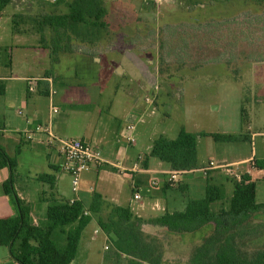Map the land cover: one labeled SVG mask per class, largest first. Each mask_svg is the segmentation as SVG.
<instances>
[{
  "label": "crops",
  "instance_id": "0c3cea01",
  "mask_svg": "<svg viewBox=\"0 0 264 264\" xmlns=\"http://www.w3.org/2000/svg\"><path fill=\"white\" fill-rule=\"evenodd\" d=\"M73 1L10 0L0 15V81L5 87L4 92L0 94V146L17 162L14 173L15 189L19 197L30 206L31 218L35 226L46 225L49 206L63 201L83 202L86 212L92 216L91 222L94 221L97 225L94 235L103 231L106 236L103 252H100L98 243H95L96 237L90 238L86 235L89 224L82 233L78 253L72 264H149L118 251L110 240L111 235L103 229V224L110 223L111 216L117 208L130 210L136 228L151 238L157 239L163 245L162 260L159 264H173L178 260L191 264L196 250L213 233L214 226L209 224L194 233L178 234L170 232L165 227L154 225L150 221L166 212L184 211L187 203L180 200L173 191L190 189L191 184L185 182L183 178L186 175H183L179 184L169 185L167 175L173 170L168 164L148 157L154 141L159 136L151 139V144L145 151L140 149L145 146L144 141L136 140L137 125L145 122L146 114V110L142 109V104L139 102V91H145L148 88V80H140L135 89L131 87L128 92H123L122 98L117 87L104 111L96 107L98 100L104 95L103 89L101 92H89L86 91L88 87L83 85L79 88L84 89L79 90L76 86L64 83L63 74L56 72L58 65H54L50 49L53 33L49 28L41 33L36 20L40 15L68 14L69 5ZM102 1L107 9L108 27L98 40L91 44L85 42L82 45L85 47V53H94L93 63L96 64L92 63L93 65L109 68L110 73L106 75V78L97 75V81L125 77L131 81L135 79L131 76L134 70L126 69L123 63L126 62L129 68H135L136 72L143 68V65L148 63V44L141 39L138 42L132 39L129 41L122 39V43L112 41V35L117 34V28L120 27L114 28L111 20L117 19V13L119 15L125 13L120 5L131 0ZM54 2H59V5L53 4ZM25 17L31 21H21ZM10 23L12 28L8 27ZM132 27L120 28L119 33L126 38L129 34L142 30L138 26ZM29 36L38 38L39 41L36 39L30 42ZM42 37L44 41L41 40ZM31 49H33L32 52H30ZM62 55L64 57L68 54L60 55L59 61L56 62L60 63L59 65L64 59ZM38 61L43 64L45 61L51 62V65L44 73L35 76L29 72ZM21 68L27 69L28 72L14 75L16 71L21 72ZM40 77H52L56 79L57 85L64 88L61 94L56 89L57 98L56 96L53 98L54 106L58 108L56 114L51 115L52 103L47 82L40 83L36 92L28 91L27 80ZM157 97L158 94L156 99ZM156 99L154 104H157ZM147 100V104H153ZM62 104L71 109H80L66 112L61 107ZM82 107L84 109H81ZM49 123L52 125L54 134L61 138H66V132H68L62 129L72 127L74 124L78 129V139L95 145L102 153L103 165L92 166L85 171L87 174L82 179L83 187L81 189L79 187L75 196L65 197L61 187L62 177L66 174L62 170L63 156L55 145L49 144V137L45 133L36 131L39 125L46 127ZM131 125L134 126L133 132L129 130ZM129 135L133 136L134 143L127 140ZM142 136L143 134L140 137ZM140 156L146 159L143 170L135 169ZM255 159L257 160L256 157H249L229 162V164L247 165L246 173L257 183L259 179L264 178V170L257 168ZM204 168H198L194 172L202 171ZM205 174L222 191L221 201L212 205L213 211L227 208L237 181L232 177H222L217 171ZM10 176L11 170L8 167L0 169V218L16 216V210L3 190V185ZM23 179L37 183L39 187L37 186L35 190L29 188L21 183ZM152 182H156L157 185H153ZM45 185L49 186L48 192ZM194 187L195 183L192 184V188ZM136 192L141 196L139 200L134 198ZM95 194L100 195L101 199L97 206L98 211L92 213L90 210ZM33 196H37L38 199L33 200ZM253 218L256 226L264 224V213H256ZM52 238L62 245L67 241L66 234L60 230L53 231ZM256 240L258 239L254 238L249 242L254 243ZM7 249L8 254L0 252V264H19L11 257L9 248Z\"/></svg>",
  "mask_w": 264,
  "mask_h": 264
},
{
  "label": "rangeland",
  "instance_id": "374dc122",
  "mask_svg": "<svg viewBox=\"0 0 264 264\" xmlns=\"http://www.w3.org/2000/svg\"><path fill=\"white\" fill-rule=\"evenodd\" d=\"M158 3L159 0H131L120 5L125 13H117V19L111 20L114 28L133 25L142 28L141 32L138 30L126 38L119 33L120 28H117V34L112 35V41L117 43H122V39L137 42L141 39L148 44V63L143 68L136 72L135 68L123 63L126 69L134 70L131 76L135 79L129 81L125 77L97 81V75L106 78L109 68L93 65L96 64L93 63L94 53H85L80 41H73L77 47L74 54L62 55V64H54L58 65L56 72L63 74L64 83L79 90L84 89L79 88L83 85L89 92H101L103 89L104 95L96 107L104 111L117 87L122 98V93L131 87L135 89L140 80H148V88L139 91L138 96L142 109L146 110L145 122L138 124L135 132L137 142L140 139L144 141L145 146L140 147L143 151L154 137L165 135L175 139L180 130L185 129L194 134L205 132L239 137L237 142L231 143L215 142L208 136L198 138L199 168L211 162L229 164L249 157L264 160V0H161ZM53 4L59 5V2ZM21 21L31 20L25 17ZM8 27L12 28V23ZM28 38L30 42L38 40L32 36ZM40 63L38 61L29 73L39 75L51 65L46 61ZM20 70L14 75L28 72L27 69ZM56 83V89L63 93L64 88ZM156 86L158 91H155ZM146 99L153 104H147ZM155 99L157 104H154ZM61 107L66 112L80 109H71L63 104ZM62 130L68 131L66 138H79L74 124ZM246 167L234 165L231 169L244 176ZM215 171L222 177H230L226 171ZM86 174H82L80 189ZM183 179L191 186L190 189L173 191L180 200L188 203L205 197L208 178L204 172L195 171ZM71 180L67 173L62 177L65 197L75 196ZM21 183L34 190L39 187L28 179L21 180ZM45 189L47 192L50 190L48 185ZM32 199L37 200L38 197L33 196ZM256 199L258 203H264L263 177L257 181ZM96 226L92 221L86 235L90 238L95 236V243L103 252L106 235L103 231L94 235ZM254 233L258 240L254 243L244 241L242 247L250 257L264 251V224L257 226ZM0 252L8 254V249L0 246ZM173 264L187 263L178 260Z\"/></svg>",
  "mask_w": 264,
  "mask_h": 264
},
{
  "label": "trees",
  "instance_id": "16d2710c",
  "mask_svg": "<svg viewBox=\"0 0 264 264\" xmlns=\"http://www.w3.org/2000/svg\"><path fill=\"white\" fill-rule=\"evenodd\" d=\"M10 0H0V15ZM107 9L102 0H74L66 15H42L36 20L42 33L49 28L52 33L51 54L53 62L61 54H73L77 47L73 41L93 43L106 31ZM44 41V37L41 39ZM5 90L0 81V94ZM212 137L215 142H237L238 136L219 133H190L181 129L175 139L164 135L153 143L148 155L168 164L174 171H194L198 167V138ZM257 168L264 170V160L256 162ZM17 162L0 146V169L8 167L10 178L4 183V193L9 197L16 210V216L0 218V246L10 250L11 257L19 264H72L75 260L85 228L92 216L85 214L83 202L63 201L49 206L47 223L35 226L31 218L30 206L22 200L14 187V173ZM257 183L246 174L241 182H235L233 196L227 208L215 212L212 205L222 199L220 187L208 178L206 195L202 199L190 200L182 212H166L151 221L152 224L165 227L170 232L184 234L202 230L213 224V233L199 247L191 264H264V251L252 258L243 251L244 241L254 239L257 229L253 216L264 213V203H258ZM101 196L95 194L91 212L96 213ZM130 210L117 208L110 223L103 229L110 236L118 251L147 262L159 264L162 260L163 245L155 238L136 228ZM117 218V219H116ZM255 229V230H254ZM60 230L67 236L64 245L52 238V233Z\"/></svg>",
  "mask_w": 264,
  "mask_h": 264
},
{
  "label": "built area",
  "instance_id": "2783aa9c",
  "mask_svg": "<svg viewBox=\"0 0 264 264\" xmlns=\"http://www.w3.org/2000/svg\"><path fill=\"white\" fill-rule=\"evenodd\" d=\"M161 1V0H159ZM47 82L49 88V97L51 99V115L58 113V108L54 106L53 98L57 94L54 79L52 77L44 78H29L28 91L30 93L36 92L40 83ZM158 87L156 86V91ZM147 102H152L149 99ZM155 102V100H154ZM153 103V102H152ZM129 130L133 132L134 126H129ZM36 131L43 132L49 137V144L55 145L58 148L59 153L64 158V164L62 165V170L71 176L72 191L77 194L81 184V177L85 171H88L92 166H101L104 163V159L101 151L95 145L78 138H61L54 134L52 130V125L49 123L48 126L39 125ZM130 143H134L135 140L132 135L127 137ZM145 157L140 156L137 163L135 164V169L143 170V163L145 162ZM239 164H216L211 162L202 171L208 173L210 171L222 170L226 171V175L234 178L236 181L241 182L243 174H239L232 170L231 167ZM194 171H171L167 175V183L171 186H175L180 183V179L183 175L193 173ZM153 185H157L156 182H152ZM135 200L141 198L138 192L134 195ZM73 202V201H72ZM88 214L87 212L85 213ZM108 249V247H107Z\"/></svg>",
  "mask_w": 264,
  "mask_h": 264
},
{
  "label": "water",
  "instance_id": "95a60500",
  "mask_svg": "<svg viewBox=\"0 0 264 264\" xmlns=\"http://www.w3.org/2000/svg\"><path fill=\"white\" fill-rule=\"evenodd\" d=\"M111 236H112L115 240H117V236L115 235V233H112Z\"/></svg>",
  "mask_w": 264,
  "mask_h": 264
}]
</instances>
